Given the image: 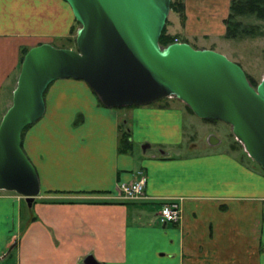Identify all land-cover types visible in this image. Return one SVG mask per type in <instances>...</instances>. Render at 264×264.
<instances>
[{"label": "crops", "instance_id": "crops-1", "mask_svg": "<svg viewBox=\"0 0 264 264\" xmlns=\"http://www.w3.org/2000/svg\"><path fill=\"white\" fill-rule=\"evenodd\" d=\"M181 3L167 30L175 40L223 34L229 0ZM74 23L65 0H0V117L22 48L63 46L55 40ZM46 91L42 115L21 134L38 194L22 208L0 189V264H85L88 253L101 264H264V173L243 153L218 149L213 137L202 151L185 150L184 112L172 101L110 107L71 77ZM140 175L143 197L114 194L117 181ZM171 200L179 218L160 223L158 208Z\"/></svg>", "mask_w": 264, "mask_h": 264}, {"label": "water", "instance_id": "water-1", "mask_svg": "<svg viewBox=\"0 0 264 264\" xmlns=\"http://www.w3.org/2000/svg\"><path fill=\"white\" fill-rule=\"evenodd\" d=\"M78 26L74 48L41 42L23 53L11 100L0 117V189L29 206L38 194L21 132L44 111L56 78L83 80L106 106L179 98L200 118L219 119L264 169V82L252 86L240 65L211 48L158 42L170 0H65ZM147 145V144H146ZM85 264H101L88 253Z\"/></svg>", "mask_w": 264, "mask_h": 264}, {"label": "rangeland", "instance_id": "rangeland-1", "mask_svg": "<svg viewBox=\"0 0 264 264\" xmlns=\"http://www.w3.org/2000/svg\"><path fill=\"white\" fill-rule=\"evenodd\" d=\"M170 2L171 6L169 7L163 25L164 32H167L168 26L171 23V20H173L174 13L177 12L180 14L181 12V10H179L180 5H182L181 0H170ZM239 18L243 25L250 27V29L252 28L251 31H248L246 33L241 32L242 36L240 37H224L222 34L219 38H215L214 40L205 39L199 41L200 43L194 41H190L188 43H190V45L193 47H210L211 49L221 52L229 59L237 62L243 69L249 83L252 86H255L260 80L264 82V18H257L254 15L239 16ZM78 25V22L75 20L74 25L71 26L69 37L66 39L63 38L61 40H55V43L57 45H63L60 47L74 48V35ZM169 34L172 38H174V40L176 39L177 34ZM26 49V47L22 48L21 57L23 55V50L25 52ZM19 65L20 62L18 63L17 70L19 69ZM54 80H52L51 82H53ZM51 82L45 88L43 96H45L47 92L46 90L51 85ZM171 101L178 104L184 112L183 126L185 136L183 138V145L185 146V150L192 152L202 151L204 148L200 147L199 145H205L206 142L211 143L214 140L217 141V139L219 138L221 142L218 143V149L230 150L235 155L243 153L244 159L256 165L264 173V169L260 168L257 162L246 155L245 151L243 152L242 145L238 140L234 138L229 124L219 119H204L198 117L187 108V105H185L179 98L174 96L163 97L159 99L157 103L159 105H170ZM187 117H190V120H188ZM123 129H125L124 126L121 124V122H119V134L123 135ZM209 135H211L214 140H211L212 138L210 137L209 139L211 141H207V137ZM7 191L11 192L16 198H21L22 208L26 206L21 195L12 190Z\"/></svg>", "mask_w": 264, "mask_h": 264}, {"label": "trees", "instance_id": "trees-1", "mask_svg": "<svg viewBox=\"0 0 264 264\" xmlns=\"http://www.w3.org/2000/svg\"><path fill=\"white\" fill-rule=\"evenodd\" d=\"M171 2H169V7ZM182 9L180 5L179 10ZM254 15L257 18H264V0H229L228 11L226 16L223 18L225 24L224 37H240L241 32L251 31L250 27H247L241 23L239 16ZM174 38L168 32H164L163 27L158 36V42L161 45H166L173 42ZM24 53V50H23ZM190 110V108L187 106ZM191 111V110H190ZM28 126V125H27ZM26 127V126H25ZM125 128V127H124ZM25 129V128H24ZM22 133V132H21ZM123 135L119 134V144L120 150H126L129 148L130 143L128 141V131L127 129L122 130Z\"/></svg>", "mask_w": 264, "mask_h": 264}, {"label": "built area", "instance_id": "built-area-1", "mask_svg": "<svg viewBox=\"0 0 264 264\" xmlns=\"http://www.w3.org/2000/svg\"><path fill=\"white\" fill-rule=\"evenodd\" d=\"M144 175H140L135 179L117 181L114 185V194L121 198L136 199L144 196L143 185ZM180 211L177 202H163L157 212L158 221L160 223H173L179 218Z\"/></svg>", "mask_w": 264, "mask_h": 264}, {"label": "flooded vegetation", "instance_id": "flooded-vegetation-1", "mask_svg": "<svg viewBox=\"0 0 264 264\" xmlns=\"http://www.w3.org/2000/svg\"><path fill=\"white\" fill-rule=\"evenodd\" d=\"M211 137V135H209L208 137H207V141H211L209 138Z\"/></svg>", "mask_w": 264, "mask_h": 264}]
</instances>
